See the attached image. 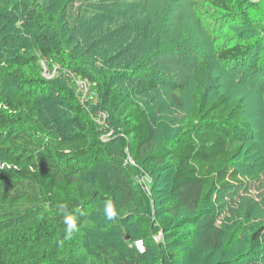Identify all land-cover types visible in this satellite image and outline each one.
Masks as SVG:
<instances>
[{"label":"trees","instance_id":"1","mask_svg":"<svg viewBox=\"0 0 264 264\" xmlns=\"http://www.w3.org/2000/svg\"><path fill=\"white\" fill-rule=\"evenodd\" d=\"M151 2L0 0V264H264V226L252 235L257 248L232 255L207 209L213 192L252 180L237 160L253 134L245 99L209 92L204 60L183 127L158 143L152 116L133 97L168 82L165 73L118 65L133 34L150 31L157 40L175 25L163 21L169 4L152 11ZM187 2L203 29L214 28L215 58L258 70L264 83V0ZM231 25L244 30L234 34ZM77 78L91 84V97L81 96ZM167 167L168 200L156 214ZM141 168L153 178L149 195L134 179ZM98 201L113 204L116 227L134 219L142 248L122 232L87 225ZM169 217L204 227L158 244L152 223L167 234ZM218 254L228 259L215 261Z\"/></svg>","mask_w":264,"mask_h":264},{"label":"rangeland","instance_id":"2","mask_svg":"<svg viewBox=\"0 0 264 264\" xmlns=\"http://www.w3.org/2000/svg\"><path fill=\"white\" fill-rule=\"evenodd\" d=\"M167 4L170 5V8L166 10L163 21L165 23L171 22L175 25L168 30L166 29L167 26L159 30L160 34L157 40H155L150 31H146L145 34L139 32L135 36L133 34L131 36L132 41L122 47V56L119 59L121 61L118 62V65H124L130 69H138L140 73H147L148 71L152 73L155 71L165 73L168 82L144 94L134 95L133 97L152 116V120L155 126H157L156 130H158V143L162 141L163 137H169L173 135L175 130L183 127V120L187 115L186 109L189 106L190 95L196 85L193 75L204 60L210 62L209 73L206 77L209 92H222L231 98L242 96L245 99V111L251 127H253V134L246 140V150L237 160L238 166L252 180L248 185L236 189L213 192L207 204L209 216L216 218L215 221L212 219V224L215 225L217 233L225 241L226 251L233 255L241 252L243 249L248 250L256 246V243L252 240V235L264 226L263 79L260 76V72L254 68L238 67L234 69L231 65L218 61L215 58L214 49L219 41L215 39V34L211 35V32H215L213 31L214 28L212 26L209 27L211 32L207 31V26L204 29L202 28L201 23L191 14L187 0H153L150 3V8L153 11L154 7L165 6ZM231 30L234 31V34H239L244 29L231 25ZM155 47L159 49H155ZM165 47L170 49L164 50ZM112 53H116V50ZM48 74L49 76H57L56 70L52 72L48 70ZM75 83L78 84L82 97H91L93 95L90 83L81 78H77ZM176 84L181 85L183 87L182 90L177 89V87L175 88ZM172 92L182 97L183 105L177 99L171 97ZM124 107H126V111L130 109L125 104L123 105V109ZM111 168L113 167L109 166L108 174L117 176V174H113L115 168H113V171ZM133 173L140 191L143 190L146 195H149L153 182L151 172L148 169L141 168L135 170ZM172 173L173 169L167 167L159 174L157 183L159 196L157 201H154L156 214L162 210L164 211L167 204ZM137 191L139 192V190ZM105 204L101 201L97 202L96 207L98 209L94 210V212H97L96 216L87 225L99 229L100 233L110 230L117 233L122 232L126 236V241L129 240V243H134L136 246L142 248L134 219L130 218L125 227H116L113 222L119 219V217L116 216L112 220L107 219L104 212ZM186 213L183 211L181 214ZM179 216L176 218L178 219ZM176 218L174 220L169 217L171 224L169 225L167 234L166 231L161 230L157 223L153 221L152 227L156 243L170 241L169 235L189 232L193 227H204L202 223L176 226ZM92 228H89V230H92ZM263 245L264 242L260 246ZM219 254H221V251ZM219 254L215 257V261L218 259V261L224 262L225 259H228V254L225 257Z\"/></svg>","mask_w":264,"mask_h":264},{"label":"clouds","instance_id":"3","mask_svg":"<svg viewBox=\"0 0 264 264\" xmlns=\"http://www.w3.org/2000/svg\"><path fill=\"white\" fill-rule=\"evenodd\" d=\"M104 212L109 220L114 219L117 215L116 209L111 202L105 204ZM65 222L69 225L68 235L71 236V234L76 230L75 221L71 217H68Z\"/></svg>","mask_w":264,"mask_h":264}]
</instances>
